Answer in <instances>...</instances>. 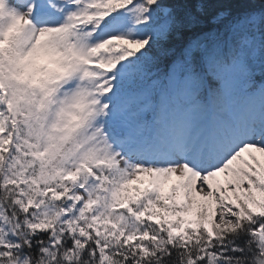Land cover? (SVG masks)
Returning a JSON list of instances; mask_svg holds the SVG:
<instances>
[{"label": "snow or ice", "instance_id": "obj_1", "mask_svg": "<svg viewBox=\"0 0 264 264\" xmlns=\"http://www.w3.org/2000/svg\"><path fill=\"white\" fill-rule=\"evenodd\" d=\"M0 264H264V0H0Z\"/></svg>", "mask_w": 264, "mask_h": 264}]
</instances>
